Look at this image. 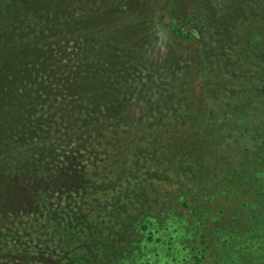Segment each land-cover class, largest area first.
Returning <instances> with one entry per match:
<instances>
[{
  "label": "rangeland",
  "instance_id": "1",
  "mask_svg": "<svg viewBox=\"0 0 264 264\" xmlns=\"http://www.w3.org/2000/svg\"><path fill=\"white\" fill-rule=\"evenodd\" d=\"M261 191L264 0H0V264H231Z\"/></svg>",
  "mask_w": 264,
  "mask_h": 264
},
{
  "label": "trees",
  "instance_id": "2",
  "mask_svg": "<svg viewBox=\"0 0 264 264\" xmlns=\"http://www.w3.org/2000/svg\"><path fill=\"white\" fill-rule=\"evenodd\" d=\"M261 161L257 162L253 168H257L258 165H260ZM81 174V175H80ZM66 176V175H65ZM74 177V178H81L83 180V173L82 171L78 170L77 168H73L70 170V172L67 173V177ZM72 177V178H73ZM252 204L248 206V210L246 212L245 219L250 220V217H252L254 220H250L247 222V226L250 227V235L244 242L240 243L238 245V250H244L248 248H254L252 250V254H242L238 256L237 260L232 258L231 264H264V191L257 192L256 196L252 198ZM83 218V215L81 213H78L75 215L74 219L79 221ZM68 225L71 224V220L69 218V222H67ZM85 239H90L91 233L85 232L84 230L81 232ZM7 237V235H5ZM260 238V239H259ZM18 241V240H17ZM20 241V240H19ZM86 241V240H85ZM262 241L261 244H259ZM91 243V242H90ZM93 243V242H92ZM3 245H6L7 243L2 242ZM8 257H20L25 258L27 263L30 261L33 256L28 252L27 250L23 251L22 253L16 251V246L14 245L13 250H8ZM14 251L17 253L14 254ZM45 261H50V257L45 258ZM75 261H82L81 258H76ZM21 264V263H19ZM26 264V263H24ZM36 264V263H32Z\"/></svg>",
  "mask_w": 264,
  "mask_h": 264
}]
</instances>
